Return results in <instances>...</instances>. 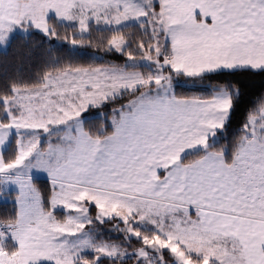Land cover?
I'll return each instance as SVG.
<instances>
[{"label":"snow or ice","instance_id":"6c2138e0","mask_svg":"<svg viewBox=\"0 0 264 264\" xmlns=\"http://www.w3.org/2000/svg\"><path fill=\"white\" fill-rule=\"evenodd\" d=\"M33 30L0 82V264H264V94L223 146L237 84L173 83L264 74V0H0V54Z\"/></svg>","mask_w":264,"mask_h":264},{"label":"trees","instance_id":"16d2710c","mask_svg":"<svg viewBox=\"0 0 264 264\" xmlns=\"http://www.w3.org/2000/svg\"><path fill=\"white\" fill-rule=\"evenodd\" d=\"M70 31V30H69ZM130 31H135L130 30ZM53 44L57 48H61V44L53 41ZM52 47L45 38L38 32L33 31L30 37L18 34L14 36L11 45L6 50V53L0 54V82L8 80L10 77L16 74L17 68L24 66L27 68L30 64L36 61L42 53L48 48ZM63 51L66 53L67 45H63ZM85 53L83 58H77L73 60L74 63L87 64L91 63V57L93 55H104L103 52H98L95 49L88 48L82 49ZM57 55L62 53L57 52ZM106 60H112L117 63H123V59L115 55L106 56ZM181 80L187 82V84H177L175 86V91L178 96H202L204 98H209L211 90L207 88V84L211 83L213 85L221 83L227 80L234 81L242 92V100L233 114L232 123L228 132L226 133V139H221V144L223 146H229L237 139V132L244 122L245 114L252 107V102L260 95L264 94V74H257L255 72H237L235 74L223 73L218 75L215 79L211 81L204 82L203 85L192 86L189 78L180 77ZM102 112L103 118L95 116L97 113ZM93 115L90 118V127H101L105 126L106 120L111 119V109L103 108L91 112ZM37 186L41 189L42 193L47 195L49 192L50 185L47 181L39 180L37 181ZM7 214L12 211V205L6 206ZM5 215L4 209H0V218ZM111 226V225H109Z\"/></svg>","mask_w":264,"mask_h":264},{"label":"rangeland","instance_id":"374dc122","mask_svg":"<svg viewBox=\"0 0 264 264\" xmlns=\"http://www.w3.org/2000/svg\"><path fill=\"white\" fill-rule=\"evenodd\" d=\"M33 31H35V30H33ZM35 32H38V31H35ZM39 33V32H38ZM18 34H22V35H24V33H20V32H17L16 34H15V36L16 35H18ZM14 38V37H13ZM8 49V48H7ZM177 80L179 81V84L181 83V84H187V82H185V81H183V80H181L180 78H177ZM177 80H174V87L177 85ZM95 110H98V109H95ZM93 111V109H90L89 110V116L91 115H93L91 112ZM100 113H102V112H100ZM95 116H97V115H95ZM90 118V117H89ZM41 179L40 180H44V181H46L45 179L47 178V176L46 175H41ZM48 182V181H47ZM49 183V182H48ZM49 185H50V183H49ZM108 227H111V226H108Z\"/></svg>","mask_w":264,"mask_h":264},{"label":"crops","instance_id":"0c3cea01","mask_svg":"<svg viewBox=\"0 0 264 264\" xmlns=\"http://www.w3.org/2000/svg\"><path fill=\"white\" fill-rule=\"evenodd\" d=\"M41 178H42V177H40V179H41ZM45 180L49 182L48 178H46Z\"/></svg>","mask_w":264,"mask_h":264}]
</instances>
